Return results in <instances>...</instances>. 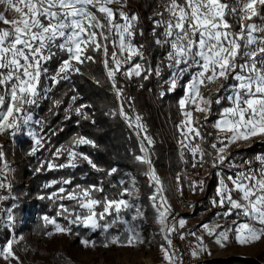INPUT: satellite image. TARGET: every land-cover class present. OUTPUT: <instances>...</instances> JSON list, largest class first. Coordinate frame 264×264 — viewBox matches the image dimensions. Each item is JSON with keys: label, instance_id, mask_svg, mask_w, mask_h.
Segmentation results:
<instances>
[{"label": "snow or ice", "instance_id": "1", "mask_svg": "<svg viewBox=\"0 0 264 264\" xmlns=\"http://www.w3.org/2000/svg\"><path fill=\"white\" fill-rule=\"evenodd\" d=\"M0 3H6L9 10L14 9L18 14L17 18L11 21L7 20L4 14H0V22L10 25L7 29H0V134L8 131L10 135L15 136L21 131L22 125H28L32 120L26 106L37 102L41 76L48 71L44 64L55 55L53 49H57L66 52L68 58L61 62L58 71L51 77L53 84L68 79L71 72H79L80 69L76 65L95 62V56L89 52L102 53L105 57L103 64L107 77L118 99L123 97V88L117 86L116 74L122 70L123 75L129 79H147L153 73L160 77L162 66H166L170 71L169 78L164 81L168 92L174 91L179 81L191 71L190 79L184 85L185 96L179 100L183 119L177 128L182 137L179 144L182 149L191 152L193 167L198 164L203 167L204 157L208 155L213 157L212 167L218 168L228 160L226 149L230 144L258 135L264 136V13L260 11L264 8V0H162L163 11L155 13L159 19L153 20V34L155 36L156 29H163L156 37L155 43L167 51L164 60L155 68L150 65L146 67L144 63H133L137 57L143 60L144 55L143 45L134 43L139 17L124 10L127 0H0ZM114 4L119 7L113 8L111 5ZM254 18L259 19L260 23ZM109 46L112 49L110 54ZM124 65L130 67L125 69ZM229 79L234 81L227 85L231 94L226 99L231 106L223 108L219 118L212 125L218 132L226 135L218 136L217 142L211 144L215 153L213 155L196 142L203 141L205 136L201 130L200 118L194 114L204 113L206 123L211 115L212 105H219L224 99L220 92L225 89L224 82ZM212 85L216 86L214 94L206 95ZM165 94V91H161L160 97ZM76 99L77 97H72L73 101ZM54 103L58 105L60 101ZM86 107L90 105L82 104L74 110L87 119V115L82 111ZM119 114L128 121L130 127L134 126L139 130L137 135L146 133L141 116H128L123 105ZM29 134L33 136L35 144L29 154L34 155L44 146V138L31 130ZM142 140L147 141L148 145L153 143L152 138L146 134ZM76 145L96 146L94 141L84 136L75 139L74 146ZM74 146L61 147L53 153L54 159H59L66 153L67 163L41 161L36 171L40 172L45 167L47 170L74 168L80 159L86 161L93 169L101 170L89 156L74 151ZM140 150L143 154L137 155L135 159L148 166L146 175L152 181L151 186L155 188L149 200L157 211V223L161 225V233L164 234L163 239L166 242L160 245L163 259L166 264H180L170 237L176 231L177 225L183 228L186 221L181 218L176 224H168L167 214L171 211V205L163 195L162 182L143 142ZM4 155L0 146V159ZM181 156L183 158V153ZM256 160L260 164L258 169L249 167L226 178L221 172L216 173L219 180L216 196L210 201L212 207L227 206L224 217L237 210V217L245 218L243 222L234 220L233 227L228 228L220 224L200 225V228L214 237L221 247L230 239V234L242 246L264 237V156H257ZM245 163L251 164V161ZM229 166L235 165L229 162ZM5 169L10 171L7 163L0 172ZM115 172L117 169L112 168L108 175ZM6 180L7 177L0 179V189L11 187L10 182L5 183ZM179 180L178 176L177 181ZM58 183L71 185L72 181L54 180L45 187ZM203 185V180L190 182L193 192H202ZM103 192L102 185H76L75 189L59 187L47 198L74 201L75 207L70 209L63 203L59 204L56 216L67 220V226L61 225L56 217L44 215V227L47 229L48 225L53 226L45 235L50 237L60 233L71 234V226L78 225L89 229V235L99 230V234L104 237V247L136 246L145 243L142 227L136 222L138 218L143 217L139 208H136V214L131 220L122 215L134 207L123 198L129 194V189L123 188L120 198L105 195L98 199L95 194ZM234 192L240 194L239 200L234 198ZM4 199L7 197L0 196V201ZM15 207L17 206L14 205L8 210L9 228L15 223ZM77 208L80 211H77ZM188 234L195 235V232ZM180 238L184 239L185 234L182 233ZM197 240L198 245L191 250L193 257H197L200 251L204 250L203 238L197 237ZM16 242L15 237L7 240L6 244L0 247V258L22 264L13 250ZM80 243L85 247H95L97 242L82 237Z\"/></svg>", "mask_w": 264, "mask_h": 264}, {"label": "trees", "instance_id": "2", "mask_svg": "<svg viewBox=\"0 0 264 264\" xmlns=\"http://www.w3.org/2000/svg\"><path fill=\"white\" fill-rule=\"evenodd\" d=\"M127 3L128 5L124 10L130 14L135 13L139 17L134 43L143 45L144 59L141 60L137 57L133 63H144L146 67L150 65L155 68L157 64L164 60L167 51L166 48H162L155 43L156 37L160 35L163 29L158 28L155 36L153 34V20L159 19V17L155 16V13L163 11L162 0H127ZM260 11L264 13V8H261ZM254 19L257 23H260L259 19ZM237 30H239L238 25ZM111 50V46H109V54ZM53 52H55V55L44 64L48 71L41 76L37 102L26 106L27 111L33 113L32 124L36 133L44 138V146L34 155H30L31 149L35 146L34 139L26 135L23 129L21 133L15 135L17 144L20 147L19 153L24 156L26 166H28L25 171L30 180L31 190L38 196L31 204H28L29 209L26 210V213H21V218L25 217V221L18 228L20 232L25 231L34 235H44L46 231L52 229V225H48L47 229L44 227L42 220L44 215L56 217L61 225H68V221L62 216L57 217L56 212L59 209V204L63 203L71 209L75 207V202L69 200L61 201L55 198L50 200L47 198L61 186L75 189L76 185L83 187L102 185L104 192L95 194L98 199H102L105 195L110 198H120V192L123 188H126L135 174L139 175L145 182L144 174L148 171V166L139 163L135 159L137 155H141L139 139L142 140L145 134L153 140L152 145H148L147 141L142 140V142L148 149L155 170L162 176L163 172L167 171L175 178L179 176V182L182 183L183 188L192 190L190 182L192 180H201L194 173L200 174L201 171L209 170L213 157L206 155L203 167H200L199 164L197 167H193L191 152L183 149L187 164L182 162L178 145L174 142L177 138L182 139L177 128V125L182 120L181 110L178 105L172 108V105L170 106L172 102L179 101L185 94L184 85L190 79L191 71L179 81V85L174 91L168 92V86L164 84V81L169 78L170 71L166 66H162L160 77L153 73L147 79L142 77L129 79L123 75L122 70L116 74L117 86L123 88V97L118 99L112 88V83L107 77V70L103 64L105 57L102 53L89 52V54L95 56V62H85L84 64L76 65L80 69L79 72H71L68 79L60 80L59 83L53 84L51 77L56 74L61 62L68 58L66 52L57 49H53ZM73 63L75 64V61ZM128 67L130 65H124L125 69ZM232 83L234 81L231 79L225 82V89L220 92V96L224 97V99L219 105H212V112L208 121L205 123L204 116L199 117L201 118V130L205 139L203 143L202 141L196 142L200 143L206 152H211L213 155L214 150L211 148V144L217 142L218 135L214 132L212 125L219 118L220 111L225 107L231 106L226 97L231 94L227 85ZM214 86H210L209 92ZM161 91L166 93L162 98L160 97ZM73 96L77 97L75 101L72 100ZM129 97L131 99H128ZM55 101H60V103L57 105L54 103ZM82 104L90 105V107L82 110L87 115V119L78 115L74 110ZM121 105H123L124 111L128 116L134 118L139 115L142 117L141 122L146 127V133L137 135L139 130L134 126L130 127L129 123L127 124L128 121L119 114ZM37 121L40 123H37ZM79 136L91 139L96 146H74V141ZM73 146L74 151L89 156L101 170L93 169L86 161L80 159L74 168L66 167L47 170L45 167L40 172L36 171L41 161L54 160L57 164L67 163L68 157L66 153L59 159H54L53 153L58 148ZM7 152L10 155L11 152L8 150ZM257 156H264V139L255 140L249 147L234 148L228 156V160L220 165L219 169L211 168L210 175L203 180L204 190L202 192L196 191L203 196L204 208L212 207L210 201L216 196L219 180L216 173L219 170L222 171V174L228 176L235 175L236 172L246 170L249 167L258 169L260 164L256 160ZM247 161H251V164L245 163ZM229 162H232L235 166L231 168ZM184 166L189 173L184 171ZM112 168H116L117 172L108 175V171ZM63 179H71V185L58 183L51 185V187H45L51 181H61ZM121 181H123V184H121ZM114 185L115 187H113ZM40 197H44V199ZM226 210L227 206L225 208L212 207L208 217H224L223 213ZM77 211L80 210L77 208ZM131 212V209H128L122 215L130 218ZM218 212H220L219 215H217ZM236 212L237 210H234L232 215L224 218L228 221L235 220L237 218ZM16 219L18 221L17 224H19L18 217ZM71 228L72 235L79 233L77 237H88L97 243L104 242V237L99 234V230L89 235L90 230L82 226L72 225ZM0 236L9 238L10 230L1 228ZM35 255L36 253H31L28 250L23 255L18 254V257L22 264H47L37 262ZM50 259H52V264H58V259L55 255H52ZM221 262L225 264H263L260 259L256 258L224 259Z\"/></svg>", "mask_w": 264, "mask_h": 264}, {"label": "rangeland", "instance_id": "3", "mask_svg": "<svg viewBox=\"0 0 264 264\" xmlns=\"http://www.w3.org/2000/svg\"><path fill=\"white\" fill-rule=\"evenodd\" d=\"M111 6L113 8L119 7V5L116 4ZM0 14H4L9 21L16 19L18 16L14 9H8L6 3H0ZM9 27L10 25L0 22V29H7ZM215 87L216 86L212 87L210 92H206L205 94H214L213 91ZM184 96L185 94L183 97ZM176 105L179 106V101L170 104L171 108ZM27 113L31 115L32 120L28 125H22L21 131L23 129L26 135L33 138V136L29 134L30 130L31 132L36 133L32 124L33 113L28 111ZM197 114L198 117H203L205 115L204 113ZM194 115L196 116V113ZM213 129L220 137L226 135V133L218 132L216 128ZM21 131L18 133H21ZM257 139H264V136L258 135L249 140H239L236 143L230 144L227 147L226 152L229 156L234 148L240 149L249 147ZM179 141L180 139L178 138L176 141L174 140L176 145H178L181 155L183 149L181 148ZM203 142L204 140L202 143ZM139 143L141 145L142 140L139 139ZM0 146H2V150L5 154L1 159L0 169H3L5 163H7L10 169V171L5 169L3 172H0V179L7 177L5 183L10 182L11 184L10 188L5 187L0 189V196L7 197V199L0 201V229L7 228L10 230L9 238L0 236V247H3L7 240L15 237L17 242L13 245V250L16 256H18V254L23 255V253L25 254L29 250L31 253H36L35 258L37 262L47 264H52V259H50L52 255L57 257L58 264H166V261L163 259V253L160 250V245L166 243L163 239L164 234L161 233V225L157 223V211L149 200V197L153 195L155 188L151 186L152 181H150L146 173L144 174L145 182L137 174L132 176L129 184L126 186V188L129 189V194L123 197L134 205V207L131 208L132 212L130 218L124 216L126 219L131 220V217L136 214V208H139L140 212L143 213V217L138 218L136 222L142 227V236L145 243L137 244L136 246L111 245L109 247H104V242H101L96 243L95 247H85L80 243L81 237H77V235L60 233L49 237L45 234L34 235L32 233H26L25 231L20 232L18 230L20 225L25 221V217L21 218V213H26V210L29 209L28 204H31L38 196H36L31 190L30 180L25 171L28 166H26L27 164L24 156L19 153L20 147L17 144L16 136L10 135L8 131L0 134ZM7 150L11 152L10 155H8ZM142 154L143 153H141V155ZM181 160L184 164H187V158L184 153L183 158L181 156ZM211 168H213L212 163L210 164V169ZM210 169L207 171H201L200 174L194 173V175L196 174L199 179L204 180L210 175ZM213 169L217 170L219 167ZM184 171L189 173L185 166ZM156 174L162 182L164 188L163 195L166 196L168 203L171 205V211L167 214V222L170 225L176 224V221L183 218L186 221L184 225L185 228L195 229V227H197L201 229L203 233L202 237L208 239L205 242L202 254L210 264H225L221 262V260L238 258H256L260 259L264 264V237H261L256 242L242 246L238 244L234 236L230 234V239L224 243L223 247H221L216 243L214 237L208 235L204 229L200 228V225L204 223L220 224L224 228H228L233 227L234 220L228 221L224 217L219 216L208 217L210 211H212V207L204 208V202L202 201L203 196L201 193L183 188L182 183L177 181V177L175 178L168 171L163 172L164 178L157 171ZM223 176L225 178L227 177L224 174ZM233 196L237 200L240 199L239 193L234 192ZM14 205L17 206L14 209L15 223L12 228H9L7 227L8 210L12 209ZM219 213L220 212L217 214ZM17 217L19 224H17ZM238 219L240 222H243L245 218L240 216L235 220ZM15 262L16 261H5L3 258H0V264H16Z\"/></svg>", "mask_w": 264, "mask_h": 264}, {"label": "built area", "instance_id": "4", "mask_svg": "<svg viewBox=\"0 0 264 264\" xmlns=\"http://www.w3.org/2000/svg\"><path fill=\"white\" fill-rule=\"evenodd\" d=\"M219 171L222 173L221 170ZM190 232H195V235H189L188 233ZM182 233L185 234L184 239L180 238ZM202 236H203L202 230L197 227H195V229H187L185 227L180 228L177 225L176 231L171 234L170 238L173 243V250L176 252L177 257H179L180 259V264H210L207 261L206 257L202 254V251H200L197 257H193L191 255V250L193 248H196V246L199 243L197 237H202ZM207 240L208 239L203 238L204 246Z\"/></svg>", "mask_w": 264, "mask_h": 264}]
</instances>
